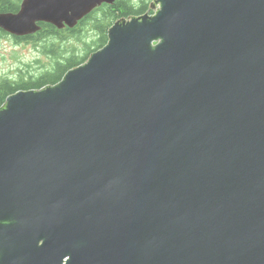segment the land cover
<instances>
[{
  "label": "water",
  "instance_id": "obj_1",
  "mask_svg": "<svg viewBox=\"0 0 264 264\" xmlns=\"http://www.w3.org/2000/svg\"><path fill=\"white\" fill-rule=\"evenodd\" d=\"M116 1L22 0L0 30ZM150 10L1 107L0 264H264V0Z\"/></svg>",
  "mask_w": 264,
  "mask_h": 264
},
{
  "label": "trees",
  "instance_id": "obj_2",
  "mask_svg": "<svg viewBox=\"0 0 264 264\" xmlns=\"http://www.w3.org/2000/svg\"><path fill=\"white\" fill-rule=\"evenodd\" d=\"M154 0H117L114 5H102L73 29L58 30L49 24H40L41 29L34 35L24 38L12 37L17 43H31L51 60L50 68L38 75L20 76L18 79L0 77V109L6 99L19 91H39L59 83L66 73L83 65L91 54L107 43L109 28L118 20L131 19L150 13ZM22 0H0V13H16ZM151 14V13H150ZM87 29V30H86ZM97 34L89 43L84 44L82 54L63 46V42L76 39L82 42L87 35ZM0 36L9 35L0 30Z\"/></svg>",
  "mask_w": 264,
  "mask_h": 264
},
{
  "label": "rangeland",
  "instance_id": "obj_3",
  "mask_svg": "<svg viewBox=\"0 0 264 264\" xmlns=\"http://www.w3.org/2000/svg\"><path fill=\"white\" fill-rule=\"evenodd\" d=\"M89 34L91 35L82 38V42L76 39L66 40L63 46L74 49L80 55L84 50L83 43H89L97 35ZM50 64L51 60L41 54L40 49L35 48L33 44L17 43L11 36H0V77L18 79L20 76L38 75L50 68Z\"/></svg>",
  "mask_w": 264,
  "mask_h": 264
},
{
  "label": "flooded vegetation",
  "instance_id": "obj_4",
  "mask_svg": "<svg viewBox=\"0 0 264 264\" xmlns=\"http://www.w3.org/2000/svg\"><path fill=\"white\" fill-rule=\"evenodd\" d=\"M103 5H105V4H103ZM98 8H99V7H98ZM95 10H96V9H95ZM150 13H151V14H150ZM150 13L148 12L147 14H149L150 16H152V15L154 14L153 12H150ZM87 17H88V16H87ZM87 17H86V18H87ZM86 18H84V19H86ZM84 19H83V20H84ZM83 20H82V21H83ZM79 23H80V22H79ZM41 244H42V242L39 243V245H41Z\"/></svg>",
  "mask_w": 264,
  "mask_h": 264
}]
</instances>
